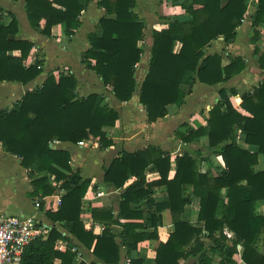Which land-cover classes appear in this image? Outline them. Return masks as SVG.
<instances>
[{"label": "trees", "instance_id": "16d2710c", "mask_svg": "<svg viewBox=\"0 0 264 264\" xmlns=\"http://www.w3.org/2000/svg\"><path fill=\"white\" fill-rule=\"evenodd\" d=\"M91 0H25L30 27L50 38L52 29L64 26L71 37L80 28V17ZM191 20L179 23L178 16L168 18L165 29L153 30L148 71L140 85L135 79V67L143 55L145 23L135 13L136 0H98L104 12L98 30L87 35L90 47L82 57L87 70L99 77L114 98L129 102L138 89L139 103L148 123L165 117L168 106L181 107L186 93L195 83L208 86L224 84L246 68L242 57L232 58L223 66L219 55H206V48L219 38L230 43L248 12V0H176ZM252 15L254 28L264 25V0H256ZM9 25L0 23V83L23 86L41 74V61L26 64L33 44L17 38L18 22L14 15ZM1 19V16H0ZM13 37V38H12ZM180 45L177 53L174 46ZM17 52L19 55H13ZM259 50L254 49L258 54ZM258 63L264 72V55ZM77 80L73 75H48L40 87L27 91L10 109H0V143L3 151L20 159L29 172L32 198L52 196L58 187L64 191L55 212H46V219L55 224L45 240L31 242L23 251L20 264H80L73 243L103 264H119L123 255L131 258L141 242L158 240L157 217H152L151 233L147 232L143 214L134 205L153 195L154 189L165 187L167 201L153 205L155 213L168 210L173 232L156 248L155 264H180L193 259L195 264H211L210 254L220 258L219 264H236L233 257L241 246L244 264H264V256L256 250L264 235V217L255 216L254 205L264 201V171L255 172L259 156L264 155V79L252 93L241 95L240 109L233 108L230 96L237 93L219 91V103L207 115L206 127L180 135L183 143L201 137L208 140V156L222 158L225 171L213 175L199 171V162H208L199 151L184 152L175 158L176 172L169 180L170 157L150 146L132 154L122 152L104 169L103 182L122 190L118 210L93 208L91 217L102 228L94 234L85 230L80 220L82 200L91 181L83 179L79 169H73L68 151L56 149L55 143L77 145L83 140L98 139L103 148L112 146L105 129L115 127L118 113L105 103L102 95L78 97ZM241 132L246 148L236 142ZM50 145H53L50 147ZM254 146L256 152L249 151ZM152 166L159 174L148 183L145 172ZM45 174L36 178L34 173ZM134 182L124 187L129 179ZM94 189H96L94 187ZM192 190L191 193H188ZM226 190L225 199L222 191ZM199 199L196 224L182 222L184 208L191 198ZM226 200V202H224ZM115 226L119 232L113 233ZM225 230L234 235L229 240ZM63 232L67 235L64 236ZM67 244L64 252L56 243ZM207 241V243L205 242ZM124 252V254H122ZM96 264V263H90ZM129 264H142L131 259Z\"/></svg>", "mask_w": 264, "mask_h": 264}, {"label": "crops", "instance_id": "0c3cea01", "mask_svg": "<svg viewBox=\"0 0 264 264\" xmlns=\"http://www.w3.org/2000/svg\"><path fill=\"white\" fill-rule=\"evenodd\" d=\"M174 1L176 0H167L165 6H160V9H158L159 16L157 17L156 14H153L154 17L146 21L143 16H140L142 14L141 10L149 11L155 8L156 4L151 5L146 0H136L134 11L145 23L146 29L144 33L146 32L145 36H147L146 51L143 53L139 64L135 67V79L138 85L142 83L147 75L152 31L165 29L168 24V18L186 15ZM97 2L98 0H91L86 11L80 17V28L73 36L66 37L64 26L59 25L52 29L51 37L48 38L30 27L25 9V0H0V23L7 26L12 20L10 14L15 16L18 22L17 38L33 44L26 64L39 60L41 61L40 67L42 69V74L25 86L18 83H0V109H10L27 91L40 87L48 75L58 77L59 74H65L73 75L77 80L76 94L78 97H87L91 94L102 95L105 103L118 113V121L115 127L105 129L106 138L113 143L108 148H103L98 139H92V142L95 141L100 144V148L93 146L92 142L83 148L70 143L54 144L56 149L68 151L71 160L75 162L72 168L79 169L82 178L91 181L90 188L82 200L80 220L85 230H87L86 224H92V229L87 231L94 234L101 233L103 227L101 228L93 222L91 217L92 209L113 208L114 211L118 210L122 190H115L106 186L103 182L104 169L110 165L115 157L122 152L132 154L143 151L150 146L156 147L170 157L168 179L171 180L176 172L175 158L181 157L184 152L199 151L203 157L209 158L208 162H199L200 173L205 174L207 171H211L213 175L223 173L225 167L222 158L208 156V140L206 137H201L190 143H183L180 135H187L189 131L206 127L208 112L219 103V91L221 89H224L227 94H229L231 89L234 90L237 95L229 97L233 108L239 113L248 116L240 109V97L243 94L252 93L254 88L264 79V72L261 71L258 63L259 56L264 55V25L257 28L252 26V15L256 10V0H248V12L237 29L235 40L225 43L223 38H219L206 48V55H219L222 58L223 66L228 65L232 58L242 57L245 60L246 68L224 84L208 86L197 82L193 85L190 93H188V87L182 86V90L186 93L184 104L181 107L168 106L164 118L148 123L146 112L139 103L138 89L134 92L129 102L120 103L114 98L110 89L103 85L101 79L92 71L87 70L82 63V57L90 47L87 35L98 30V21L104 16V12L97 6ZM143 5L144 7H142ZM177 10H180V12ZM179 48L180 45L176 44L174 53H177ZM255 48L259 50L258 54L254 53ZM13 55L18 56L19 54L15 52ZM244 138L245 136L241 132H237L236 142L242 148H246ZM95 151H101V155L104 154V163H101L100 157H94L92 152L94 153ZM261 156L264 158V155ZM258 164L254 167V171H264V159L260 165ZM30 171L32 170L22 168L20 159L6 154L0 143V211L7 215L35 216L46 223H50L46 219L45 213L57 211L52 207H54L58 199H61L64 191L60 190L59 185L52 180L51 183L58 187L56 192L52 196L45 197L46 199L40 202L39 209H36L34 201L42 199L29 196L32 193ZM34 175L36 178L43 176H38L36 172ZM145 177L148 183L157 181L160 178L158 172L152 166L146 170ZM133 182V178L129 179L124 187L126 188ZM100 191L105 195L97 198L96 194ZM191 192L192 190H189L188 193ZM225 194L226 190H223L222 198L224 199ZM167 199L166 188L158 187L154 189L152 196L141 200L133 206L135 210L143 214L141 223L149 233L153 231L152 217H157L158 240L141 242L137 250L131 254V258L123 255L119 264H129L131 259L139 260L142 264H155L156 248L159 243L167 241L169 235L173 232V225L171 214L168 210L159 214L155 213V207H150L148 202L150 201L155 205L164 203ZM198 212L199 199L192 197L190 204L184 208L180 219L182 222L196 224ZM254 213L255 216L264 217V201L255 203ZM112 231L115 234L119 232V229L113 226ZM225 233L228 235L229 240L234 239V235L230 231L225 230ZM205 242L207 243V241ZM241 250V246H238L237 252L233 257L236 264H244L241 260ZM256 250L264 256L263 234L256 244ZM81 252L80 262L103 264L86 252ZM209 257L212 261L211 264H219V257L214 254H210ZM190 260L188 259L186 263L180 261V264H188Z\"/></svg>", "mask_w": 264, "mask_h": 264}, {"label": "built area", "instance_id": "2783aa9c", "mask_svg": "<svg viewBox=\"0 0 264 264\" xmlns=\"http://www.w3.org/2000/svg\"><path fill=\"white\" fill-rule=\"evenodd\" d=\"M37 68L41 69V67ZM92 141L91 139L87 143L80 142L78 146L83 148L87 144H91ZM92 145L100 148V144H97L95 141L92 142ZM104 195L100 191L96 194V197L101 198ZM45 199L35 200L34 207L39 209L40 202ZM59 206L60 199L55 202L52 208L57 210ZM53 227H55L54 224L46 223L35 216L7 215L0 211V264H20L24 249L35 240L47 239ZM86 229L91 230L92 224H86ZM63 235L66 236L67 234L63 232ZM72 244L71 250L76 253L77 260H80L82 252L75 243L72 242ZM55 249L64 252L67 249V244L63 241H58Z\"/></svg>", "mask_w": 264, "mask_h": 264}, {"label": "rangeland", "instance_id": "374dc122", "mask_svg": "<svg viewBox=\"0 0 264 264\" xmlns=\"http://www.w3.org/2000/svg\"><path fill=\"white\" fill-rule=\"evenodd\" d=\"M145 1V0H144ZM146 1H148V4H150L151 3V5L152 4H156V6H155V8H153V9H151V10H149V11H144V9L143 10H141V12H142V14H140V16H143V19H145L146 21L147 20H150L151 18H153L154 16H153V14H156V16L158 17L159 16V10L158 9H160V6H165V4L167 3V0H146ZM142 7H144V5L142 6ZM177 11H179L180 12V10H177ZM145 12V13H144ZM161 13V12H160ZM145 29H146V27H145ZM145 34H146V32L144 33V39H143V41H142V43L140 44L141 45V47H142V49H143V53L146 51V44H147V36H145ZM89 140H91V139H88V140H83V141H81V142H85V143H87V142H89ZM53 145H51V147H52ZM75 146H78V144L77 145H75ZM84 152V151H83ZM92 154L94 155V157L96 156V157H100V159H101V163H104L105 161L103 160L104 158V154L103 155H101V151L100 152H92ZM260 159H259V164L258 165H260V163H261V161L264 159L263 158V156H260L259 157ZM77 162V161H76ZM70 164H71V166L72 165H75V162L73 161V160H71L70 161ZM13 167H15V166H13ZM77 169V168H76ZM44 176L45 174H39L38 173V176ZM5 178V177H4ZM9 178V177H8ZM5 179H7V178H5ZM52 180H53V177L52 176H49V181L50 182H52ZM187 261V260H186ZM186 261H183L184 263H186ZM188 264H195V261L193 260V259H191L190 260V262L188 263Z\"/></svg>", "mask_w": 264, "mask_h": 264}, {"label": "water", "instance_id": "95a60500", "mask_svg": "<svg viewBox=\"0 0 264 264\" xmlns=\"http://www.w3.org/2000/svg\"><path fill=\"white\" fill-rule=\"evenodd\" d=\"M177 20H178L179 23H185V22L190 21L191 17L189 15H180V16L177 17ZM50 147H51V145H50ZM249 151L256 152L257 148L254 147V146H250L249 147ZM80 264H86V263L84 261H81Z\"/></svg>", "mask_w": 264, "mask_h": 264}]
</instances>
